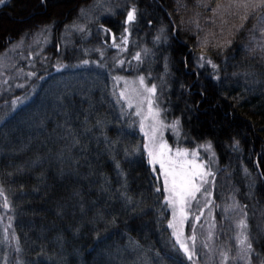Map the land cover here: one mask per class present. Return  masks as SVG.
I'll use <instances>...</instances> for the list:
<instances>
[{
  "label": "trees",
  "instance_id": "1",
  "mask_svg": "<svg viewBox=\"0 0 264 264\" xmlns=\"http://www.w3.org/2000/svg\"><path fill=\"white\" fill-rule=\"evenodd\" d=\"M93 1L47 0L42 5L41 0H11L0 9V56L13 43L29 42L47 30L50 57L45 66L73 65L94 57L86 56L84 48L105 45L97 30L88 41L76 38L70 48L60 50L65 30ZM217 2L131 0L138 22L131 28V42L124 43L125 51L118 57L126 55L125 65L131 63L157 85L167 119L179 118L181 145L210 143L213 147L218 161L212 190L218 209L217 242L227 247V264H236L234 228L219 210L231 194L246 206L249 239L256 253L264 255V59L243 47L249 43L247 29L254 21L233 31L232 26L241 22L232 15L235 9L221 7L213 13ZM219 2L227 4V0ZM123 16L120 12L103 18L98 25L120 38ZM106 53L111 56L113 47ZM201 53L218 65L220 80L213 78L210 64L198 66ZM108 63L112 68L113 58ZM42 75L43 71L38 78ZM96 75L100 78L93 90H73L62 108L47 117L13 129L21 124L14 120L17 113L0 124V186L10 205L17 240L18 250L13 252L23 264H107L97 257L100 250L130 240L167 264H189L179 247H172L170 214L159 178L147 162L144 134L138 125L126 127L128 117L123 118L113 103L107 75L100 70ZM85 116L90 131H85ZM98 118L105 121L103 126L96 125ZM73 135L79 144H73ZM137 148L126 155L125 149ZM252 259L255 264V253Z\"/></svg>",
  "mask_w": 264,
  "mask_h": 264
},
{
  "label": "rangeland",
  "instance_id": "2",
  "mask_svg": "<svg viewBox=\"0 0 264 264\" xmlns=\"http://www.w3.org/2000/svg\"><path fill=\"white\" fill-rule=\"evenodd\" d=\"M130 1L131 0H94L90 5L81 9L83 12L80 11L78 22H76V25L83 27V31L78 28H73L72 26L65 30L60 43V50H62V53L67 47L70 48L73 43H75L77 40L76 38H80L78 41L81 42H83V40L88 41L93 37L92 34L94 31L97 30L100 32L99 36L103 41L102 43L105 45H85V55L88 56L91 53L95 55L94 57L89 56L82 60L88 61L87 64H83L80 61L73 65H68V63L60 64L63 65V67L59 64L52 67L45 66L44 64L48 63V57H50L46 52L47 45L50 43V33L47 30L38 32L29 42L22 40V43L15 48H13V45H17L21 40L13 43L9 49L0 56V118H2L0 119V124L5 119L18 113L17 116L14 117V120H21V124L13 126V129L18 126L25 127L29 122L37 120L38 117L42 118L47 114L49 115L51 112L54 113L57 107L58 109L59 107L62 108L65 100H69V96L73 95V90H83L84 88L93 90L94 85H98L97 79L100 78V75H96V70H100L101 74L105 73L107 75L109 93L118 110H120V105L116 103L117 96L113 95V93L115 92L118 95L119 90L125 87V79L128 81L129 87H135L138 82L137 77L143 75L145 77V83L150 85L146 75L139 73L129 62L125 65L126 55L118 57L119 54H123L125 51L124 43L127 44L131 42V28L138 22L137 14L134 21L126 22L127 10L132 7ZM120 12L124 13L122 17L123 24L128 31H124L120 38H116L113 33L107 31L106 26L101 27L102 25H98V22L103 18L111 17ZM136 26H138V24ZM123 37H127V39L124 40ZM110 47L114 49V53H112L111 56L109 53H106V48ZM144 49H146L145 46L143 50ZM146 54L149 53L147 52ZM141 55H143V51ZM110 58H113L114 66L112 68L108 67ZM115 58L116 60H114ZM40 61H42L43 65L40 64ZM116 61H123V63H117ZM120 69L122 70L120 71ZM56 70L59 72L50 74L56 72ZM75 70L82 71L75 72ZM41 71H43V75L38 78ZM30 73H35V75H30ZM117 77H122L124 79L117 81ZM106 88L104 84V89ZM60 97L63 98V101L58 99ZM154 103L158 104L162 109L160 118L165 125L159 130V135L162 140L173 149V154L177 147L186 148L190 153L195 151L198 153L195 157L197 160H204L205 162L213 161L212 172H214L218 161L213 147H207L210 143L198 144L194 147L181 145L180 124L178 123L175 129H173L172 123L175 120L167 119V114L164 105L162 106V103H160L158 92L156 93ZM127 112L134 113V107L132 109H127ZM121 116L123 118L128 117L126 127L129 129H133L138 125V123H135L132 127H129L130 123L138 121L139 119L134 114ZM169 134L171 135V140L168 139ZM188 158L192 159L193 157L189 155ZM155 167L156 171L154 173L158 176L159 182L163 188V175L159 171V165L157 164ZM205 188L212 193L213 178L209 180V183L205 184ZM165 195H167V193L164 192V196ZM4 197V195H0V264H23L16 253L13 252L18 250V246L11 228L9 208H4L3 206ZM198 198L199 204L195 202L192 204L191 211L183 225V237L186 242L189 243V247L194 253L192 259H187V261L189 264H227L228 260L224 261L221 257L222 251L228 254L227 247L221 242H217L216 213L218 209L215 206V201L212 199L211 195L208 199H210L212 203L204 207V198L199 197V194ZM234 202L239 206L244 205L241 198L237 199L236 196L231 194L228 199L222 202L219 210H221L224 217H227L231 221L236 240L237 232L241 231V229L237 227V221L244 215L245 211L243 209L241 212L239 208L233 210L232 207H228V210L225 211L226 206H231ZM167 208L169 210L170 220L172 219V209L168 206ZM200 208H203L202 213L199 211ZM196 215L200 216L199 220L194 219ZM244 219L247 225L246 235L249 237L248 220L246 216H244ZM169 230L172 235L173 229L169 227ZM193 233H195L196 236L194 246L192 242L187 239L191 237ZM209 233H211V235H209ZM171 239L172 242L175 243V237ZM205 243L208 244L211 251L204 247ZM176 246L179 247L178 244ZM239 247L240 245L236 242L235 257L237 256V249ZM169 248H171V246ZM148 250L147 248L144 250L141 248H133L131 246V241L127 240L123 245H117L112 249L102 248L97 257H103L107 264H167L157 253H155V256L151 257L146 252ZM180 254L182 256L186 255L181 249ZM169 257L171 259H176L171 254ZM98 258L97 260L99 261ZM234 261L236 264H247L246 261L240 259H235Z\"/></svg>",
  "mask_w": 264,
  "mask_h": 264
},
{
  "label": "snow or ice",
  "instance_id": "3",
  "mask_svg": "<svg viewBox=\"0 0 264 264\" xmlns=\"http://www.w3.org/2000/svg\"><path fill=\"white\" fill-rule=\"evenodd\" d=\"M47 0H41V4L45 5ZM6 0H0V5H5ZM221 7H227L229 9H235L232 13L236 18L241 22L237 25L232 26L233 31H239L244 29V22L249 21L250 19L254 22L252 23L251 28L247 29L249 43L243 45V47L254 56H259L261 59H264V0H227V4L217 2L216 7H213L211 11L213 13L217 12ZM83 12V10H81ZM136 19V8L135 6L127 10L126 13V22H132ZM150 23V21H149ZM47 27V25L45 26ZM73 28H78L83 31L82 26L76 24L72 25ZM103 27V26H101ZM107 31H111L107 29ZM125 32L128 31L127 28L124 29ZM231 34V33H230ZM114 38V37H113ZM124 40L127 37H123ZM159 39V37H156ZM22 43V40L18 42L17 45H13V48L19 46ZM225 43L230 44L231 40H227ZM136 59H140V53L135 54ZM117 63H123V61H116ZM83 64H87L88 61H81ZM199 67H204V64H210L215 80H220V75L216 71L218 65L212 63L210 59H207L203 53H201L199 60L197 61ZM63 67V65H60ZM30 75H35V73H30ZM150 75V73H149ZM236 75V73H233ZM243 75L248 76L252 75L251 73H244ZM117 81L124 79L122 77H117ZM137 83L135 87H129L128 81L125 79V87L119 90V93H113L117 96L116 103L120 105V114L121 115H130L134 114L138 117V121H133L129 124V127H132L133 124L138 123L139 130L143 132L145 143L143 148L147 151L148 164L152 166V172L156 171V165H159V171L163 175V189L167 195L164 196V200L167 202V206L172 209V219L168 220V226L173 229L172 236L175 237V243L172 247L175 248L176 245H179V249L187 255L188 259L191 260L194 253L189 247V243L186 242L183 237V225L184 221L191 211L192 204L195 202L199 204V197L204 198V207H207L208 204L212 203L209 197L212 193L207 188L205 184L209 183L211 178H214L215 173L212 172L213 161L205 162L204 160H197L195 157L198 155L197 152H189L186 148L177 147L173 154V149L162 140L159 135V130L162 129L165 125L163 120L160 118L162 109L158 104L154 103L157 93V85L155 83L146 84L145 77L140 75L137 77ZM63 101V98H58ZM134 107V113H128L127 109H132ZM2 119V118H0ZM84 126L85 131H90L87 127L88 117H84ZM96 125L103 126L105 121L101 119H96ZM179 123V118H177L172 123L173 129ZM73 144H79L80 140L73 135L72 137ZM238 146L239 141L234 142ZM207 147H211L210 144ZM139 149H134L133 152H129L125 149L126 155H133ZM62 155V154H61ZM189 155L193 158L189 159ZM117 168L120 167L117 162ZM121 175H124L121 172ZM124 185H122L123 187ZM154 191L159 192V188H154ZM4 189L0 186V195H3ZM127 201H131V197L127 196L126 193H120ZM4 208H9L8 199L4 197ZM228 207H232L233 210L237 208L240 211H243V208L246 206H239L235 202L231 206H226L225 211L228 210ZM81 210H83V205H81ZM199 211L202 213L203 208H200ZM246 213L237 221V227L241 231L237 232L236 240L240 247L237 249V256L234 259H240L247 262V264H253V254L255 253V264H264V255L256 253V250L253 247V243L246 235L247 225L246 220L244 219ZM195 220H199L200 216H194ZM108 223H114L109 221ZM211 235V233H209ZM97 238L100 237V233H96ZM190 240L194 246L196 240L195 233L191 237L187 238ZM131 246L133 248L142 247L138 241H132ZM205 248L211 249L208 247V244H204ZM221 257L224 261L228 260L227 252H221Z\"/></svg>",
  "mask_w": 264,
  "mask_h": 264
},
{
  "label": "water",
  "instance_id": "4",
  "mask_svg": "<svg viewBox=\"0 0 264 264\" xmlns=\"http://www.w3.org/2000/svg\"><path fill=\"white\" fill-rule=\"evenodd\" d=\"M10 1H11V0H6V4H5V5H7ZM5 5H0V9H1L2 7H4Z\"/></svg>",
  "mask_w": 264,
  "mask_h": 264
}]
</instances>
